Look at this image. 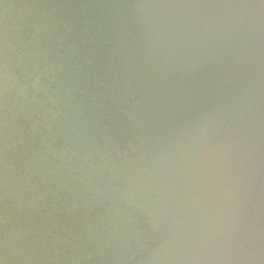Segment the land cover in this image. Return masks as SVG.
I'll list each match as a JSON object with an SVG mask.
<instances>
[{"label": "water", "instance_id": "95a60500", "mask_svg": "<svg viewBox=\"0 0 264 264\" xmlns=\"http://www.w3.org/2000/svg\"><path fill=\"white\" fill-rule=\"evenodd\" d=\"M0 264H264V0H0Z\"/></svg>", "mask_w": 264, "mask_h": 264}]
</instances>
